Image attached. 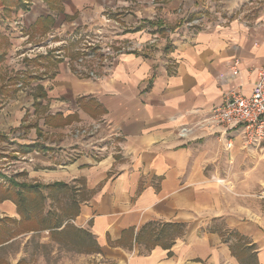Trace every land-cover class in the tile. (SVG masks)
<instances>
[{
    "label": "crops",
    "instance_id": "1",
    "mask_svg": "<svg viewBox=\"0 0 264 264\" xmlns=\"http://www.w3.org/2000/svg\"><path fill=\"white\" fill-rule=\"evenodd\" d=\"M262 67L264 0H0V76L34 75L0 86V137L88 192L57 264H264V142L208 120Z\"/></svg>",
    "mask_w": 264,
    "mask_h": 264
},
{
    "label": "rangeland",
    "instance_id": "2",
    "mask_svg": "<svg viewBox=\"0 0 264 264\" xmlns=\"http://www.w3.org/2000/svg\"><path fill=\"white\" fill-rule=\"evenodd\" d=\"M7 77L8 79H6ZM33 78L34 75L32 74H26L23 78L15 74H2L0 86L5 85V81L16 82L21 80V87H25V90L29 91L31 86L28 85V82ZM33 89L37 93L38 89ZM45 111L46 107L42 105L36 106L35 109L30 108L26 118L33 119L31 117L33 113L35 116L43 117ZM29 126L31 127V125ZM41 135L44 140L48 141L54 137L50 136V138L42 133ZM37 145L35 149L43 154L45 151L42 149L43 144L37 143ZM23 150L24 148L21 149L19 146L15 147L6 137H0V243L18 237L9 244L0 245V264H10L12 259L18 258L21 249L25 253V264H57L62 257L67 256L69 248L67 247V235L74 231L72 227H69L71 225H68L65 229L66 235L60 238L63 246H56L53 241L59 240V236L55 228L64 222L69 224L74 222L73 215L78 211L80 202L84 200L88 192L82 186L75 187V185H67L61 188L18 187L12 182L38 183L40 178L37 175V170L44 168V165L36 160L34 150L29 152L31 156H34L33 161L30 162L23 156ZM48 153L51 154L50 156L53 155L51 151ZM24 162L28 163L30 173L26 171ZM5 202L6 204L13 203L16 206V213L18 214L14 215L15 217H9V209L4 207ZM43 229H48L49 232L43 233ZM25 231H33L29 233L30 236L27 235V239L26 236H22ZM76 234L77 239H79V232L77 231ZM41 238L43 239L41 240ZM24 240L27 241L22 245Z\"/></svg>",
    "mask_w": 264,
    "mask_h": 264
},
{
    "label": "built area",
    "instance_id": "3",
    "mask_svg": "<svg viewBox=\"0 0 264 264\" xmlns=\"http://www.w3.org/2000/svg\"><path fill=\"white\" fill-rule=\"evenodd\" d=\"M201 23L202 21L195 19L190 25ZM139 45L135 44L134 47H139ZM101 50L105 54L102 62L109 73L116 54L108 44L103 45ZM236 73L237 67L234 65L233 74ZM91 75H95L94 72H91ZM208 120L210 126H217L224 133L241 129L244 146L260 148L264 142V67L259 69V80L250 95L245 96L239 92L230 91L226 94L222 104L212 110ZM230 146L231 144L227 143V147ZM260 197L264 198V193L260 194Z\"/></svg>",
    "mask_w": 264,
    "mask_h": 264
},
{
    "label": "trees",
    "instance_id": "4",
    "mask_svg": "<svg viewBox=\"0 0 264 264\" xmlns=\"http://www.w3.org/2000/svg\"><path fill=\"white\" fill-rule=\"evenodd\" d=\"M31 148H27V150H30ZM14 183L15 185H17L18 187H28V188H41V187H46V188H51V187H54V185H41V184H38V183H34V184H25V183H16V182H12Z\"/></svg>",
    "mask_w": 264,
    "mask_h": 264
}]
</instances>
